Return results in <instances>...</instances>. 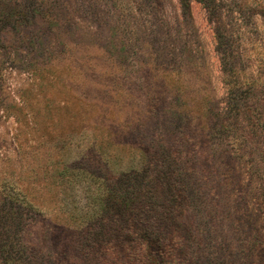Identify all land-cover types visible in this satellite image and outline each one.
<instances>
[{
  "label": "rangeland",
  "instance_id": "1",
  "mask_svg": "<svg viewBox=\"0 0 264 264\" xmlns=\"http://www.w3.org/2000/svg\"><path fill=\"white\" fill-rule=\"evenodd\" d=\"M261 5L0 0V264H264V143L234 114L218 41L263 52ZM132 171L160 210L177 201L148 260L124 256L112 198Z\"/></svg>",
  "mask_w": 264,
  "mask_h": 264
},
{
  "label": "trees",
  "instance_id": "2",
  "mask_svg": "<svg viewBox=\"0 0 264 264\" xmlns=\"http://www.w3.org/2000/svg\"><path fill=\"white\" fill-rule=\"evenodd\" d=\"M200 1L207 4L209 0ZM259 9V15L264 19V5H261ZM218 41L222 51L221 72L234 114L236 118L242 121L243 128L241 129H244L246 137L248 139L253 138L257 144H263L264 51L245 54L244 58L243 52L228 47L225 37L219 38ZM244 59L245 63L243 62ZM116 184V187L112 188L111 191L114 192L112 198L120 203L119 221L122 226L119 231L121 233L120 238L129 242H122L124 256L136 257L137 260L145 257L148 260L149 256L152 257L150 254L152 245H156L160 255H163V249H165L163 243L169 241L167 238L169 233L167 223L168 220L173 222V219L177 216L173 207V204L176 206L177 201L172 199L168 203L167 210H160L163 201L161 202L157 197L159 195L156 189L158 183L154 179L149 180L146 178L143 172L136 173L132 171L124 174ZM25 206L26 210L18 208V212L23 214L25 211L29 214V205L25 204ZM11 207L15 208L16 204L11 203L10 210ZM104 209L102 206L101 215ZM102 220V225L98 228L85 231V236L91 244L99 237H103L102 235L106 232L105 227L111 225L108 221L109 218L107 220L102 218ZM160 223L166 225V227H162ZM110 231L107 233H110ZM10 252L11 249H8L7 254ZM7 264H16V262L10 257Z\"/></svg>",
  "mask_w": 264,
  "mask_h": 264
}]
</instances>
